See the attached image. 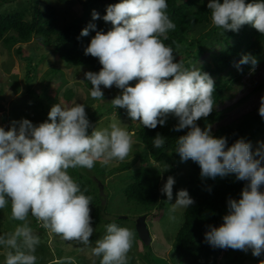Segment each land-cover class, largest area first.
<instances>
[{
	"label": "clouds",
	"instance_id": "1",
	"mask_svg": "<svg viewBox=\"0 0 264 264\" xmlns=\"http://www.w3.org/2000/svg\"><path fill=\"white\" fill-rule=\"evenodd\" d=\"M207 7L217 28L238 32L250 24L264 34V0H209ZM167 8L166 0H120L108 5L103 20L112 24V30L97 31L84 50L102 65L98 73L84 74L92 85L90 96L102 100L101 85L115 86L121 94L110 102L112 106L126 109L133 121L149 129L163 126L168 115H174L178 118L176 131L189 129L176 140L175 152L182 162H197L203 178L234 173L238 180L247 181L239 200L228 199L223 223L209 226L205 240L213 248L223 249L217 262L227 248L250 249L253 256L259 257L264 254V143L255 152L243 138L229 147L226 138L212 135L210 126L202 130L197 125L215 106L214 80L197 67L188 70L182 61L174 62L173 49L161 39L166 40L167 33L176 28ZM99 18L93 10L92 19ZM95 27L90 23L80 35L88 36L89 29ZM239 64H250L252 74L258 59L244 55ZM132 81H136L135 86H130ZM258 111L264 118V96ZM132 135L120 121L106 128H93L85 105L76 102L72 106L62 102L53 105L48 119L38 125L22 119L13 121L7 131L0 126V209L10 203L11 219L22 222L0 235V246L7 249L4 264H36L40 237L30 226V215L41 228L90 248L91 255L101 258L100 264H128L134 232L109 223L105 235L92 246V197L85 195L86 190L81 191L68 170H90L97 162L104 167L113 160H125L133 147ZM165 142L166 138L158 133L153 146L162 148ZM174 184L175 179L169 176L161 188L167 201L172 200ZM162 202L159 208L165 207ZM193 203L188 191L181 189L169 212L188 209ZM152 209L140 214L146 215V222L147 212ZM170 219L175 220V216L170 215ZM54 264L75 262L72 257H63Z\"/></svg>",
	"mask_w": 264,
	"mask_h": 264
},
{
	"label": "trees",
	"instance_id": "2",
	"mask_svg": "<svg viewBox=\"0 0 264 264\" xmlns=\"http://www.w3.org/2000/svg\"><path fill=\"white\" fill-rule=\"evenodd\" d=\"M80 1L87 7L102 1H108L109 4L120 2V0ZM166 2L168 4L167 15L176 24V28L167 33L166 40L161 39L166 46L173 49L174 62L182 61L185 68L195 66L202 72L208 73L214 80L213 99L215 106L209 116L202 117L196 122L197 125L202 130L210 126L212 135L215 138H226L229 147L240 138L252 143L261 133H264V118L259 115L258 111L260 106L244 113L230 123H221L229 109H219V105L233 97L231 91L235 90L237 85L241 83L242 76L250 72V64H239L244 55L250 54L256 57L258 65L264 63V34L259 33L250 24L243 25L238 32L217 28L211 21V12L207 7L209 0H166ZM219 2L223 3V0H219ZM245 2L249 3L252 0H245ZM30 7L31 18L28 17L29 9L24 6L0 14V42L4 43L8 49H12L16 44L26 43L37 35L42 37L45 46L52 47L61 59L72 66L89 67L90 71L95 73L102 69L98 58L85 55L84 50L97 31L107 33L112 30L113 26L100 23L95 25L94 30L89 29L88 36H81V31L88 26L86 22L78 20L63 22L58 16L57 7L49 3L45 9H41L38 1L35 0V5ZM17 50L18 52L23 51L21 47H18ZM204 53H208V57L201 63H197ZM188 58H192V61H188ZM30 69L32 68L30 67ZM50 72H58V69L53 68ZM27 80L30 82L32 78L30 80L28 77ZM135 83L136 81L130 82V86H135ZM262 88L263 85L260 84L257 89L261 90ZM14 89L18 92V84L14 85ZM31 92L41 98L40 104L42 105L45 102L44 95L48 96V101L50 99V95L46 92L37 93L29 87V93ZM103 93L106 94V91ZM73 95L74 90L68 89L66 98L62 101L63 104L69 106ZM247 98L248 96L244 97L240 102L246 101ZM89 104L92 105V101L85 103V107ZM117 113L119 116L130 118L126 109L117 108ZM86 114L93 128L103 115L97 109L92 112L86 111ZM4 119L8 121L9 118L5 117ZM130 120L132 119L130 118ZM177 124L178 118L172 114L168 115L163 126L158 124L155 129L141 125L135 130L134 124H130V130H134L135 138L142 145L138 148L139 150L135 149L132 152L134 156L132 160L125 159L116 168H111L109 165L102 167L97 162L90 170L70 168L68 172L73 180L79 184L81 191L86 190L85 195L92 197L90 205L91 226L99 225L102 221L114 222L111 219L106 220L109 216L106 212L107 204L103 206L100 197V191L105 189L106 180H112L123 174V192L129 201L136 203L135 208L139 207L138 213L141 214L153 205L161 203V188L169 176L174 179L179 178L180 190L184 189L192 194L194 203L182 212L183 222L173 244L174 255L178 258V264H216L223 249L210 246L205 240V233L210 230L209 226L219 227L223 223V216L228 213V199L239 200L247 181L238 180L234 173L223 177L217 176L215 179L203 178L199 164L191 159V169L187 173H182L183 177H177L179 170L174 158L179 154L175 152L176 140L189 131L188 128L176 131ZM2 127L5 131L9 129L7 125ZM91 131L92 128H89V134ZM158 133L166 138L162 148L153 146V139ZM261 143H264V139ZM93 170H99L98 175ZM99 175L104 180L101 181ZM92 183H95L96 186L93 187ZM98 183H101L100 186ZM261 190L264 191V186ZM178 191L179 189H175L173 196ZM162 201V205H164L165 201ZM5 210L7 223L0 220V233L4 230L11 232L22 223L11 219V205H7ZM2 227L4 228L2 229ZM40 230L46 233V230L41 227ZM135 231L137 233V230ZM37 235L39 236V234ZM41 250V248H37L36 251L40 257L43 254ZM0 255L3 256L4 253H0ZM180 257H185L186 260L180 259ZM247 257L259 261L264 259V254L257 257L252 255L250 249L245 252L227 248L221 261L224 259V264H249ZM38 260L36 264H41L40 258Z\"/></svg>",
	"mask_w": 264,
	"mask_h": 264
},
{
	"label": "rangeland",
	"instance_id": "3",
	"mask_svg": "<svg viewBox=\"0 0 264 264\" xmlns=\"http://www.w3.org/2000/svg\"><path fill=\"white\" fill-rule=\"evenodd\" d=\"M39 7L45 9L47 4H52L59 10L58 16L64 22L78 20L86 22L88 25H99L104 23L107 26H112L110 22H105L103 16L106 15V8L108 7V1L96 2L91 7H87L80 0H37ZM31 5H35V0H0V14L10 12L20 6H24L29 9L28 17L31 18ZM95 10L99 13L100 18L93 20L92 11ZM18 47L23 49L22 52H18ZM208 53H204L197 63H201L206 59ZM185 57V55H183ZM188 61H192V58H188ZM184 66V65H183ZM30 67L32 69H30ZM193 67L186 68L191 70ZM57 68L58 72H50L51 69ZM185 68V67H184ZM90 68L85 66H72L58 56L54 49L50 46L43 44V39L40 36H34L30 41L26 43L16 44L12 49H8L4 43L0 42V126L7 125L12 126L13 121H20L22 119H28L34 125L44 122L48 119V113L51 107L59 102H62L66 98L68 89L74 90V95L69 103V106L73 105V102L90 103L85 107V110L92 112L98 110L103 113L102 117L95 123L94 127L106 128L112 122L120 121L122 126H125L127 131L132 135L133 147L129 153V161L134 158L132 152L140 148L142 145L135 138L134 130H130L129 125L134 124V129L139 128L142 123L140 121H133L130 118L119 116L117 109L112 107L110 103L121 90L115 86L111 88H104L101 85V90L106 91L102 100H94L90 96V89L92 85L85 79V73L89 72ZM32 78L28 82L27 78ZM18 84L19 90L15 91L14 85ZM262 84L263 88L258 90V86ZM29 87L34 89L37 93L46 92L50 95H44V104H40V97L36 94L29 93ZM233 97L223 101L219 105V109L229 110L222 118L221 123H230L238 119L244 113L252 111L260 106L261 97L264 96V63L256 66L254 73L245 74L242 76L241 83H239L235 90L231 91ZM246 101L240 102L244 97H247ZM63 103V102H62ZM50 105V106H49ZM100 107V110H99ZM9 118L8 121L4 119ZM18 127V125H17ZM9 130V129H8ZM264 139V133H261L257 139L251 143V150L254 152L262 140ZM139 150V149H138ZM143 157V156H142ZM175 164L179 171H177V177H183L182 173H187L191 169L190 159L186 162H182L180 156L174 158ZM139 164V162H137ZM121 161L113 160L110 162L109 167L116 168L120 166ZM94 171V170H93ZM92 172V171H91ZM98 171H94L98 175ZM100 176L101 181L104 178ZM95 179V178H94ZM96 180V179H95ZM166 182H163V185ZM101 184V183H100ZM98 183V185L100 186ZM95 187V183L93 184ZM106 185V186H105ZM104 192L107 198L106 212L109 214L106 220H113L118 226L129 228L134 232V240L132 247L128 253V264H178V258L174 255L173 244L175 236L183 221L182 210H178L175 213H170V205L176 201V195L172 197L171 201H167V196L162 194V200L166 202L165 207L159 208V204L153 205L152 210L148 212L147 223L149 225L152 242L145 244L136 233V221L140 216L138 210L135 208L136 203L129 201L124 192V180L123 174H120L112 180H106L104 183ZM181 182L175 178V189L180 190ZM193 198L192 194H189ZM10 205V203L8 204ZM105 206V205H104ZM135 211V213H134ZM6 210L0 209V220L7 223ZM170 215L175 216V220L170 219ZM132 216V217H131ZM125 217V219H122ZM128 217V218H127ZM133 218V219H132ZM31 227L36 234H39L40 243L37 248H41L43 252L42 256H37L38 262L40 258L41 264H54V262L63 257H72L75 264H100V257L91 255L90 248L85 247L75 241H65L60 236H57L50 231L46 230V233L40 230L39 223L29 216ZM111 223L110 220L102 221L99 225L92 226L94 228L92 240V246H95V241L102 238L106 233L105 225ZM34 224V225H33ZM4 227H2L3 229ZM13 231V230H11ZM42 232V233H41ZM7 233L2 231L0 235ZM36 248V251H37ZM7 249L0 246V264L5 262V254ZM173 252V253H172ZM176 258V259H175ZM185 257H180L184 259ZM186 260V259H184ZM249 264H260L259 261L247 257ZM184 263V262H183ZM217 264H224V259Z\"/></svg>",
	"mask_w": 264,
	"mask_h": 264
},
{
	"label": "water",
	"instance_id": "4",
	"mask_svg": "<svg viewBox=\"0 0 264 264\" xmlns=\"http://www.w3.org/2000/svg\"><path fill=\"white\" fill-rule=\"evenodd\" d=\"M102 205H106L107 196L103 190L100 191ZM136 230L138 237L145 243L149 244L152 241L151 232L146 222V215H140L136 220Z\"/></svg>",
	"mask_w": 264,
	"mask_h": 264
}]
</instances>
